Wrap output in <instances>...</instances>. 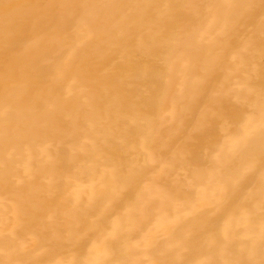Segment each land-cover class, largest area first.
<instances>
[{"label": "bare ground", "instance_id": "1", "mask_svg": "<svg viewBox=\"0 0 264 264\" xmlns=\"http://www.w3.org/2000/svg\"><path fill=\"white\" fill-rule=\"evenodd\" d=\"M0 264H264V0H0Z\"/></svg>", "mask_w": 264, "mask_h": 264}]
</instances>
